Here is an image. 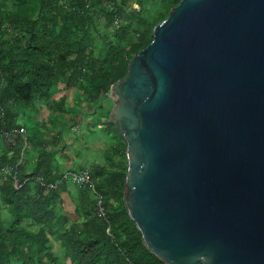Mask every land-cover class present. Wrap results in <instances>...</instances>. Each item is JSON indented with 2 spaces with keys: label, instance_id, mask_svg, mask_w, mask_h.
<instances>
[{
  "label": "water",
  "instance_id": "water-1",
  "mask_svg": "<svg viewBox=\"0 0 264 264\" xmlns=\"http://www.w3.org/2000/svg\"><path fill=\"white\" fill-rule=\"evenodd\" d=\"M111 84L123 201L165 264H264V0H179Z\"/></svg>",
  "mask_w": 264,
  "mask_h": 264
},
{
  "label": "trees",
  "instance_id": "trees-1",
  "mask_svg": "<svg viewBox=\"0 0 264 264\" xmlns=\"http://www.w3.org/2000/svg\"><path fill=\"white\" fill-rule=\"evenodd\" d=\"M178 1L0 0V209L10 215L0 216V264H165L143 244L124 205L125 142L109 121L106 93ZM70 88L74 104L55 98ZM36 104L50 112L46 120L27 114ZM80 115L107 130L106 145L94 148L88 166L62 171L57 155L71 164L77 155L57 127L71 128ZM21 126L24 148L19 135L14 144L5 135ZM83 169L90 183L64 178Z\"/></svg>",
  "mask_w": 264,
  "mask_h": 264
},
{
  "label": "rangeland",
  "instance_id": "rangeland-1",
  "mask_svg": "<svg viewBox=\"0 0 264 264\" xmlns=\"http://www.w3.org/2000/svg\"><path fill=\"white\" fill-rule=\"evenodd\" d=\"M133 6H135V4L133 5L130 4L126 8L127 10H130ZM95 44L99 46L101 44V40L96 38ZM61 94L66 95V103L70 105L74 104L77 99V91L75 88L62 90V93L61 92L57 93L54 96L56 99H58ZM36 106L37 107L35 108H31L27 114L34 116L36 120H46L50 115V112L48 111V109L43 105L40 109H39V105L36 104ZM65 116H67L68 118L71 117V115L67 113H65ZM80 116H78L75 119V121H78V123L72 124L71 128L68 127L69 126L68 123H64V126L62 125L60 128L57 127L62 122L61 117H58V118L56 117V119L54 120L55 123L53 124L55 125V127H57L58 130L59 129L63 130L64 132L63 135H65L64 139L66 140V142L68 143L70 142L68 146L69 149L71 150L72 153H74V155L75 154L77 155V159L75 160V162L71 164V167L76 168V169H79L80 165H86V166L89 165L90 160L88 158L91 156L92 151L94 150V148L102 149L103 147H105L106 142L103 138L107 135L106 134L107 130L101 129L103 128L102 125H98V126L92 125L93 127L90 128L85 120V117H87V115H80ZM103 121L106 122V119L103 118ZM57 156L60 161L63 159L59 156V154ZM59 168L62 171H66L69 167L60 165ZM1 179L2 177L0 176V180ZM65 201L68 204V211L70 212V216L72 218H75V215L73 212V204L70 202V199L67 195L65 196ZM0 216L2 220L3 219L6 220L9 218L10 215L6 209L1 208ZM55 248L58 249V245L56 242H55ZM66 262H67L66 264H68V261Z\"/></svg>",
  "mask_w": 264,
  "mask_h": 264
},
{
  "label": "built area",
  "instance_id": "built-area-1",
  "mask_svg": "<svg viewBox=\"0 0 264 264\" xmlns=\"http://www.w3.org/2000/svg\"><path fill=\"white\" fill-rule=\"evenodd\" d=\"M115 23H117V21H115ZM25 133H26V129L23 126H21L19 128H15L11 130L10 132L5 133V135L12 142V144H14V138L12 137V135L13 134L19 135L21 138V141L23 142V148H24L25 146H27V140L25 137ZM21 155H22V152H21ZM8 170H12V168L7 166L3 169V172H6ZM64 178H69L71 181L77 182V183H90V172L87 169L80 170L79 172L70 171L67 174H65ZM14 185L16 187L20 186L17 183L16 179L14 180ZM49 186L51 185L49 184ZM99 214L103 215L102 208L99 209ZM107 232L109 233L108 229H107Z\"/></svg>",
  "mask_w": 264,
  "mask_h": 264
},
{
  "label": "crops",
  "instance_id": "crops-1",
  "mask_svg": "<svg viewBox=\"0 0 264 264\" xmlns=\"http://www.w3.org/2000/svg\"><path fill=\"white\" fill-rule=\"evenodd\" d=\"M70 89H71V88H70ZM60 92L62 93V90L59 91V92H57V93H60ZM57 93H56V94H57ZM71 93H72V92H71ZM63 96L65 97V100H66V95H65V94H61V95H60V97H63ZM68 149H69V148H68ZM69 150H70V149H69ZM70 151H71V150H70ZM70 155L73 156L74 154H73V155L70 154ZM61 158H63V159H62L63 161L61 160V162L63 163V165H64L65 167H69L67 170H74V171L76 170V168H72V167H71V163H70V161H68V159H67L66 157H61ZM67 170H66V171H67Z\"/></svg>",
  "mask_w": 264,
  "mask_h": 264
}]
</instances>
